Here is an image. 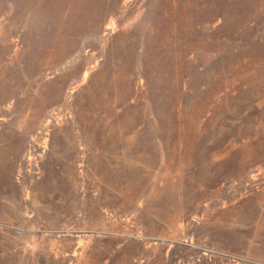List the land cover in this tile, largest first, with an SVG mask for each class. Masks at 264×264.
<instances>
[{
    "label": "rangeland",
    "instance_id": "374dc122",
    "mask_svg": "<svg viewBox=\"0 0 264 264\" xmlns=\"http://www.w3.org/2000/svg\"><path fill=\"white\" fill-rule=\"evenodd\" d=\"M0 264H264V0H0Z\"/></svg>",
    "mask_w": 264,
    "mask_h": 264
}]
</instances>
